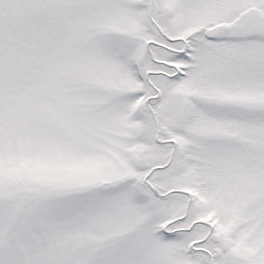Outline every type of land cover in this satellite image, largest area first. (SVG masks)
I'll return each instance as SVG.
<instances>
[{
    "label": "snow or ice",
    "instance_id": "obj_1",
    "mask_svg": "<svg viewBox=\"0 0 264 264\" xmlns=\"http://www.w3.org/2000/svg\"><path fill=\"white\" fill-rule=\"evenodd\" d=\"M0 264H264V0H0Z\"/></svg>",
    "mask_w": 264,
    "mask_h": 264
}]
</instances>
